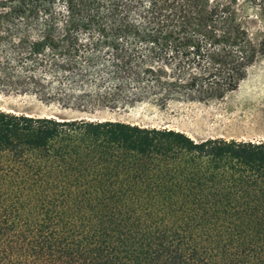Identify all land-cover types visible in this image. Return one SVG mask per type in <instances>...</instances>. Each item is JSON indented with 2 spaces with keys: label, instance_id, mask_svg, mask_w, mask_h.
<instances>
[{
  "label": "trees",
  "instance_id": "obj_1",
  "mask_svg": "<svg viewBox=\"0 0 264 264\" xmlns=\"http://www.w3.org/2000/svg\"><path fill=\"white\" fill-rule=\"evenodd\" d=\"M1 42L4 93L81 112L220 100L264 55L219 0H3ZM0 264H264V141L0 110Z\"/></svg>",
  "mask_w": 264,
  "mask_h": 264
},
{
  "label": "rangeland",
  "instance_id": "obj_2",
  "mask_svg": "<svg viewBox=\"0 0 264 264\" xmlns=\"http://www.w3.org/2000/svg\"><path fill=\"white\" fill-rule=\"evenodd\" d=\"M219 1L235 10L254 42L264 38V0ZM0 44L1 51L3 42ZM0 110L57 120L108 119L142 127L166 128L184 133L195 142L212 138L261 142L264 141V55L259 56L248 69L246 78L238 88L220 100L170 102L164 109L138 105L126 112H81L45 103L30 93H4L0 85Z\"/></svg>",
  "mask_w": 264,
  "mask_h": 264
},
{
  "label": "water",
  "instance_id": "obj_3",
  "mask_svg": "<svg viewBox=\"0 0 264 264\" xmlns=\"http://www.w3.org/2000/svg\"><path fill=\"white\" fill-rule=\"evenodd\" d=\"M59 121H66L65 118H58Z\"/></svg>",
  "mask_w": 264,
  "mask_h": 264
}]
</instances>
